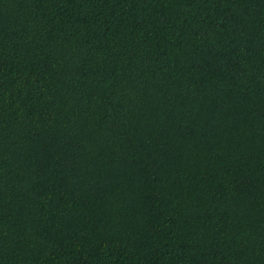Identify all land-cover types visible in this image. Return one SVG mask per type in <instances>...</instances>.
<instances>
[{
    "label": "trees",
    "instance_id": "trees-1",
    "mask_svg": "<svg viewBox=\"0 0 264 264\" xmlns=\"http://www.w3.org/2000/svg\"><path fill=\"white\" fill-rule=\"evenodd\" d=\"M0 264H264V0H0Z\"/></svg>",
    "mask_w": 264,
    "mask_h": 264
}]
</instances>
